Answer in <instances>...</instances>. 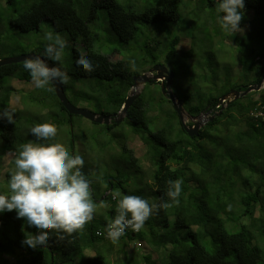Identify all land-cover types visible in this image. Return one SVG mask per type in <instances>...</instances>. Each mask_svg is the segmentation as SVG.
Wrapping results in <instances>:
<instances>
[{"label":"trees","instance_id":"1","mask_svg":"<svg viewBox=\"0 0 264 264\" xmlns=\"http://www.w3.org/2000/svg\"><path fill=\"white\" fill-rule=\"evenodd\" d=\"M75 1L0 0V58L2 53L42 56L44 47L27 52L18 41L14 40L13 46L7 44L13 38L12 31L36 30L43 20H48L54 30L64 32V39L72 42L62 62L48 61L50 66L67 72L68 82L62 84L65 94L66 90L84 92L87 86L86 99L101 100L103 95L106 109L101 113L115 114L133 85V77L167 56L171 59L168 69L174 75L170 88L185 112L197 117L211 111L213 118L207 120L197 136H188L159 82L143 85L139 97L118 124H125L129 130L120 132L117 138L131 169L144 180L140 186L130 188L126 175H105L108 193L104 198L115 202L112 191L120 189L123 196L136 195L159 204L168 200L167 182L182 180L180 203L159 209L140 231L126 230L117 244L97 234L114 218L115 208H111L108 219H93L63 240L53 234L47 247L40 249L22 245L25 233H35V229L24 226L25 221L17 219L15 211L5 212L0 214V264H264V118L251 114L258 104L264 106V88L216 107L221 96L232 89L244 91L257 83L264 72V0H245L240 26L247 32L248 44L246 50L243 46L238 49L241 60L232 66L229 60V65L211 66L206 54L208 41L213 37L223 41L217 48L227 45L225 38L220 37L223 33L216 24L213 0H77L89 1L88 5H75ZM188 16L194 18L193 31L187 28L190 45L176 51L182 35L178 37L177 33L182 31L183 19ZM99 18L108 34L106 41L97 39L100 27L89 26ZM131 41L134 43L125 47L126 52H134L132 56L120 51ZM105 42L113 45L108 53L102 52ZM114 52L121 57L112 60L110 54ZM144 54L146 63L135 70V60ZM81 55L93 62V72L77 67L76 60ZM204 61L208 65L202 67ZM23 64L0 67V111L15 109L14 123L0 120V171L5 153L13 154V162L23 144L37 142L30 133L36 124L73 123V115L58 101L51 84L59 112L66 114L64 119L51 111L54 108L44 105L51 97L48 90L41 89L45 91L42 98H32L30 92L24 107L11 105V80L32 83ZM236 65L240 70L234 72ZM40 107L46 109V120L35 113L40 112ZM118 125H110L108 131L113 134ZM129 134L141 141L139 158L128 148ZM76 138L70 137L71 151ZM142 161L148 163L145 170ZM10 175L9 170L6 180L0 182V192L8 193ZM132 241H141L143 247L131 252Z\"/></svg>","mask_w":264,"mask_h":264},{"label":"clouds","instance_id":"2","mask_svg":"<svg viewBox=\"0 0 264 264\" xmlns=\"http://www.w3.org/2000/svg\"><path fill=\"white\" fill-rule=\"evenodd\" d=\"M213 4L216 24L225 37L243 33L240 25L245 15V0H213ZM43 39L47 41L43 55L26 59L23 67L35 88L51 91L49 85L53 82H68L66 71L48 63L62 62L67 41L54 31L44 33ZM76 65L88 73L95 70L93 62L84 55L76 60ZM216 107L220 108L218 104ZM14 116L15 109L0 111V120L9 124L14 123ZM30 133L37 142L23 144L16 153L15 171L7 181L9 191L0 192V214L15 211L17 219H23L28 227L35 229V233H25L22 245L40 249L47 247L53 234L63 240L82 230L94 219L96 204L92 199V181L82 172L83 156L70 154L60 143H49L56 137L57 127L51 123L36 124ZM167 183L168 200L159 204L136 195L121 197L114 218L97 234L117 244L126 230L138 232L159 209L178 205L183 181Z\"/></svg>","mask_w":264,"mask_h":264},{"label":"rangeland","instance_id":"3","mask_svg":"<svg viewBox=\"0 0 264 264\" xmlns=\"http://www.w3.org/2000/svg\"><path fill=\"white\" fill-rule=\"evenodd\" d=\"M120 3L126 1V0H119ZM32 2V1H31ZM29 2V3H31ZM81 3L84 4H89V1H75V5H78ZM248 13L249 11L246 10ZM216 19V17H215ZM193 21L194 18L191 16L185 17L182 22V31L177 33L178 37L179 34L181 39L179 45L175 48L176 51L179 49H184V45L188 47L190 45V39L191 37L188 36L187 34V28L190 27V30L193 31L194 28L193 26ZM103 19L99 18L97 21L94 23H90L89 26L90 28L96 29L98 28V35L97 39L100 40H107V33L103 29ZM48 31H54L55 33L59 34L62 38V33L64 32H59L58 30H54L52 24L48 20H43L41 22L40 28L36 30H32L29 32H14L13 38L8 40L9 46H13V41H18L27 52L31 51L34 48L38 47H44L47 41L43 39L44 33ZM6 33V32H4ZM221 38H225V41H227V45L224 46L226 48L219 49L217 48V45H223V41L221 39H214L211 38V40L208 41V48H207V57L211 61V66H215L216 64L219 65H229L227 63V60L230 62V66L234 65L235 62H239L241 52L238 50L242 46L244 49H247V44H248V39H247V32L246 30L243 31V33H237L233 37H225L224 34L220 35ZM116 39V38H115ZM217 41V42H216ZM134 41L129 42L128 44H124V46L120 49V51L132 56V53H134L132 50L130 52L126 47H130L131 44H133ZM197 43V42H195ZM106 46L102 49V52L108 53L109 49L113 45H107L105 42ZM225 45V44H224ZM72 42L67 41V47L64 51V53H68L71 49ZM116 46H119V44H116ZM126 46V47H125ZM148 51V50H147ZM165 51V55H166ZM6 53H2L3 57L5 56ZM146 54V51H145ZM144 55H139V57L135 60L134 64V69L138 70L141 68L145 63V59L147 56ZM177 55V53L175 52ZM2 57V58H3ZM7 57V56H5ZM121 56L118 53H111L110 58L112 60H117ZM134 60V59H133ZM171 59L168 58L167 56L164 59H160L156 62V64H162L165 67L169 68L168 63ZM208 65V62L204 61V64H202V67H205ZM151 67H148L147 70L144 73H148V70ZM240 70V66L236 65L233 67V71L237 72ZM133 71V70H132ZM149 75V74H148ZM236 78V77H235ZM11 85L14 88V94H12L11 97V105L15 107H24L25 105V100H27L29 97V93L32 92L33 95L31 97L33 98L34 96L36 98H42L44 95L43 90L41 89H36L33 83L29 82H20L16 79L11 80ZM143 89V86H140ZM140 88V89H141ZM85 91L84 92H70L69 90H66V94L69 97V101L76 107H81L88 109L92 112L95 113H101L106 109V105L104 103L103 95H100L101 100L97 101L96 99L88 100L86 99V93L88 91L87 86H85ZM142 91V90H141ZM140 91V92H141ZM50 93L51 97H48L49 99L45 101L44 105L47 108H54V110H51L52 112L55 113L60 119L65 118L66 114L63 115L61 112H59V107L56 99L54 98L52 94V90L48 91ZM83 98V99H81ZM79 99V100H77ZM27 102V101H26ZM37 105H39V102L34 101ZM34 104V106L36 105ZM44 107H40V112H35L40 118H43L46 120L48 118V114H46V109H43ZM38 108L35 107V111ZM72 118V124L69 125L65 121H54L51 124H54L57 127V135L53 140V143H60L64 146L66 150L70 152V154H79L83 156L85 164L82 168L83 171H87V178L92 181L91 188H92V199L93 202L96 205V211L94 213V221L95 222H100L104 221L109 218V209L115 208L117 206V203L121 197H123L122 192L120 189H115L112 191V194L116 196L117 200L115 202H111L109 199L104 198V196L108 193L106 192V184L104 181L105 175H111L115 176L120 174L126 175L129 180V186L130 188H136L140 186L139 184L144 180L142 176L137 175L134 173V171L131 169L130 164L128 163V159H126V156L122 154V149L119 143V140L117 138L118 134L120 132H128V127L124 125H118L113 128L114 133L112 134L111 131L106 130L105 125L103 124H95L81 116L73 115L71 116ZM184 122L189 125V122H191L189 119L186 117L184 118ZM75 135L77 138L73 142L74 143V149L71 151L69 148V142H70V137ZM129 138L127 140L128 143V148L132 149L134 157H140L142 155V149L143 147L141 146V141H139L137 138L132 137L131 134L127 137ZM83 146V148H82ZM12 157L13 154L10 152H7L4 154V157H2L1 163H2V168L0 171V182H4L5 179V174L10 170V173L15 171V165L14 161L12 162ZM142 166L143 169L145 170L148 167V163L146 161H142ZM148 170V169H147ZM150 171V170H149ZM146 174V176L149 178L150 174ZM96 188V189H95ZM98 192V194H97ZM97 196V197H96ZM104 203V204H103ZM26 225V222L24 223V226ZM131 245H133L131 252H134L135 247H143V244L141 241H132L130 242ZM153 257H156L155 254H153Z\"/></svg>","mask_w":264,"mask_h":264},{"label":"water","instance_id":"4","mask_svg":"<svg viewBox=\"0 0 264 264\" xmlns=\"http://www.w3.org/2000/svg\"><path fill=\"white\" fill-rule=\"evenodd\" d=\"M37 56L39 55L36 53H24L14 56L3 57L0 58V67L7 64L25 62L26 59L35 58ZM173 76V72L171 70H168V68L162 64H155L151 68H149L148 73H142L138 76H134L133 85L129 90L120 110L115 114L109 115L103 113H95L85 108L76 107L68 100L61 83L53 82L51 86L53 88L56 98L64 107V109L69 113V115L81 116L95 124L108 125L111 121L118 124L123 120L128 108L132 105L134 100L139 97V94L141 93L140 91H135L136 87L141 85L143 86L148 82H161V91L163 95H166L168 100L171 102V105L175 110L176 114L178 115L179 121L182 124L184 130L186 131L188 136H197L199 129L207 122V120H211L213 118V115L209 116L211 111H208L205 113H201L197 117H190L185 112L181 102L173 94L170 88ZM263 83L264 72L262 73L261 78L257 83L249 85L244 91L240 92L235 89H232L223 96H221L218 101V106L223 107L224 105L228 104L231 100H237L240 97L246 96L250 92L259 91ZM185 117L192 122L191 125H187L184 122Z\"/></svg>","mask_w":264,"mask_h":264},{"label":"built area","instance_id":"5","mask_svg":"<svg viewBox=\"0 0 264 264\" xmlns=\"http://www.w3.org/2000/svg\"><path fill=\"white\" fill-rule=\"evenodd\" d=\"M254 116H262L264 118V106L261 104H258L251 112ZM100 234V232H99Z\"/></svg>","mask_w":264,"mask_h":264},{"label":"flooded vegetation","instance_id":"6","mask_svg":"<svg viewBox=\"0 0 264 264\" xmlns=\"http://www.w3.org/2000/svg\"><path fill=\"white\" fill-rule=\"evenodd\" d=\"M158 84H160L161 85V83L159 82ZM163 84H164V82H163ZM112 124H116V123H114L113 121H111L108 125H105V127H106V130H108V127L110 126V125H112ZM119 124V123H118ZM118 124H116V125H118Z\"/></svg>","mask_w":264,"mask_h":264},{"label":"bare ground","instance_id":"7","mask_svg":"<svg viewBox=\"0 0 264 264\" xmlns=\"http://www.w3.org/2000/svg\"><path fill=\"white\" fill-rule=\"evenodd\" d=\"M217 42V41H216ZM141 87L140 86H138V87H136L135 88V91H137V92H139V91H141L142 90V88L140 89ZM124 179V178H123ZM96 189V188H95ZM97 194H98V192H97ZM97 197V196H96ZM104 204V203H103ZM97 205V204H96Z\"/></svg>","mask_w":264,"mask_h":264}]
</instances>
